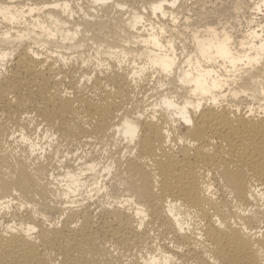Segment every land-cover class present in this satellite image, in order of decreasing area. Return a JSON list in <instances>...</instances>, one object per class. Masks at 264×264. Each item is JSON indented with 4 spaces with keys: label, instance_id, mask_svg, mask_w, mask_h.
Here are the masks:
<instances>
[{
    "label": "bare ground",
    "instance_id": "6f19581e",
    "mask_svg": "<svg viewBox=\"0 0 264 264\" xmlns=\"http://www.w3.org/2000/svg\"><path fill=\"white\" fill-rule=\"evenodd\" d=\"M33 1L31 4L36 6L62 2ZM68 2L77 13L70 20L60 9L50 7L27 19L31 22L39 16L51 27L54 21L47 20L51 15L70 26L62 31L79 25L81 35L74 42L64 43L60 36L37 40V30L32 41L48 45L40 60L27 53L31 41L0 45L3 50H16L8 75L0 77V201H15L10 210L0 211V264H138L134 259L137 251L151 250L156 243L170 252L173 249L169 244L183 247L184 251L177 254L181 264H211L213 259L219 264H264V116L247 117L243 108L240 112L206 108L196 118L194 128L181 126L174 130L173 142L178 137L186 141L175 149L164 144L162 129L167 121L163 115L156 122L144 119L138 121L142 136L136 155L122 156L127 145L117 143L110 131L117 123V113L122 119L142 111L145 97L155 84L146 80L138 90L134 89L126 74L117 71L115 61L105 53L109 48L121 47V41L132 35L124 19L128 12L116 5L126 4L128 10H139L152 0H112L95 12L89 10L93 6L91 0ZM189 2H181L184 15L190 10ZM77 4L90 19L80 14ZM0 5L12 6L9 0H0ZM24 5L25 2L15 0L16 7ZM13 27L25 30L3 22L0 34ZM234 35L239 39L241 33ZM57 51L74 59L65 66L59 56L51 55ZM97 52L101 61L111 64V72L97 71ZM85 60L89 61L87 67ZM93 73L91 84H80L84 76ZM262 81L264 66L244 76L240 87L259 93L264 86ZM65 92L71 95L66 96ZM240 103L247 106L251 101L242 98ZM32 121L57 137L50 150L45 148L43 160L39 154L30 157V146L18 143L16 133L23 130L41 148L44 143L49 144L38 136L31 138ZM188 140L195 141V146H189ZM87 146L103 148L106 161L96 162ZM109 162L115 166L111 175L103 171L111 166ZM89 165L98 167L88 171ZM78 170L87 173L82 179L89 187L99 182L106 191L93 200L85 197L86 203L78 201L77 208H65V201L58 196L63 190L54 186L50 177L69 171L75 174ZM209 172L217 190L215 200L206 197L201 189V184L208 182ZM255 188L260 190L250 191ZM129 194L146 205L150 213L142 232L134 227L135 209L129 212L131 206H118L117 202ZM168 198L182 201L181 214L193 217L192 233L180 234L166 215L164 203ZM110 203L111 209L107 207ZM21 204L32 207L21 210ZM213 217H219L226 227L218 228ZM12 222L37 226L38 243L22 235L4 236L3 225ZM49 223H59L60 227L49 228ZM245 228L256 239L247 235ZM197 231L203 233L204 240L197 239Z\"/></svg>",
    "mask_w": 264,
    "mask_h": 264
},
{
    "label": "clouds",
    "instance_id": "9594fccd",
    "mask_svg": "<svg viewBox=\"0 0 264 264\" xmlns=\"http://www.w3.org/2000/svg\"><path fill=\"white\" fill-rule=\"evenodd\" d=\"M110 2L112 0H91L93 6L89 10L95 12L97 7ZM181 2L182 0H152L139 10H128L126 4L116 5L117 8L128 12L124 19L132 35L121 41V47L109 48L105 55L109 60L115 61L116 70L126 74L127 80L134 89L138 90L146 80L149 84H155L152 92L145 97L146 104L142 111H137L133 116H124L122 119L120 118L121 113H117V123L110 131L114 133L117 143L122 142L127 145L122 153L124 157L136 155V146L142 136L141 125L138 121L144 119L156 122L163 115L167 121L162 129L164 144L175 149L177 145H183L186 141L183 137H178L176 142H173L174 130L181 126L194 128L196 118L206 108L216 111L229 108L236 112H240L243 108L247 117L264 116V86L261 87L259 93L240 87L244 76L264 66V0H251L253 7L249 10L250 18H240L238 10L234 21L236 27L232 26V22L191 27V13L184 15L180 11ZM9 4L12 6L0 5V27L3 22H6L13 26L18 25L25 30L17 31L15 27L5 30L0 34V45L9 41L19 44L31 41L32 46L27 48V53L36 60H40L48 45L32 41L37 30L40 32L37 40L43 38L54 40L60 36L62 42L72 43L81 35L79 25L74 30L62 31L70 26L51 15L47 17L48 21H54L51 27L39 16L34 17L31 22L27 19L50 7L60 9L63 15L70 20L77 13L72 10L68 0L41 6L32 5L31 0L23 7H16L15 0H9ZM77 7L86 19L91 18L79 4ZM53 29L56 30L53 31ZM237 32L241 33L239 39L234 35ZM98 47L103 49L104 45ZM138 47L142 50H128ZM15 55V49L0 48V77L8 75L10 62ZM51 55L59 56L60 62L65 66L74 59V57L59 55V51ZM99 56L100 53L97 52V71L103 69L111 72L113 70L111 64L101 61ZM88 63L89 61L85 60L84 66L87 67ZM94 76L95 73L92 76H84L80 84L83 85L85 81L91 84ZM65 95L70 96L71 92H65ZM242 98L251 101V104L245 106L240 103ZM16 135L20 138L18 143L30 146V157H36L39 154L40 160L44 159L45 148L50 150V145L57 141L56 135L46 133L44 139L48 140L49 144L41 148L39 144L33 143L25 136L23 130ZM12 138L15 139V136ZM187 143L194 147L196 142L188 140ZM109 164L111 166L105 167L103 171L111 175L115 166L111 162ZM87 167L88 171H95L98 165ZM86 174L85 171L78 170L75 174L69 171L62 176L50 177L55 181L54 186L58 185L63 190L58 192V196L65 201L63 205L65 208H77L80 206L78 201L86 203L85 197L93 200L100 192L106 191L99 182L89 187L88 182L82 179ZM101 175L103 176V173ZM211 176V172L207 173L208 182L201 184V189L206 197L215 200L217 190L214 182L211 181ZM259 190V188L250 189V191L257 192ZM261 199H264V196ZM13 203L15 201L7 203L0 201V211L10 210V205ZM117 203L121 208L131 206L128 208L129 212L135 209L133 212L136 221L134 227L136 231L142 232L151 218L146 205L138 203L136 198L130 194L122 202ZM181 205L182 201L168 198L164 203V211L173 220L180 234L192 233L193 217L182 215ZM19 207L23 210L25 207L31 208L32 206L21 204ZM107 207L111 209L113 204L110 203ZM240 214L247 215L248 213L241 212ZM213 219L218 228L226 227L219 217H213ZM48 226L49 228L60 227V224L49 223ZM73 227L77 225L74 224ZM244 232L252 239H256L255 235L249 233L246 228ZM38 233L39 228L33 224L25 225L15 222L3 225L2 231L6 237L22 235L26 240L36 243H38ZM196 235L198 240H204L202 232L197 231ZM261 237L264 238V233H261ZM168 247L173 251H165L158 243L153 244L151 250L145 248L137 251L134 259L138 261V264H181L177 254L184 251L183 247L174 244H169ZM211 264H219V262L213 259Z\"/></svg>",
    "mask_w": 264,
    "mask_h": 264
},
{
    "label": "rangeland",
    "instance_id": "374dc122",
    "mask_svg": "<svg viewBox=\"0 0 264 264\" xmlns=\"http://www.w3.org/2000/svg\"><path fill=\"white\" fill-rule=\"evenodd\" d=\"M21 1L25 2V4L29 2V0ZM32 2L34 1L31 0V3ZM189 3H191L190 10L185 14L188 15L189 12L191 13L192 24H194V27L229 22H232V26L236 27L234 21L237 18L238 10L240 18H250L251 14L249 10L253 7V5L248 4L247 0H190ZM210 12H214L215 14ZM235 34L239 35L240 32ZM30 126L31 138H36L38 136V138L42 139V142H45L46 140H43V138L46 134V129L43 125H39L37 122L32 121ZM44 145H46V143H44ZM86 149L93 152L92 155L96 162L103 163L106 161L103 148L98 146H87ZM80 151H82V149H80L79 152Z\"/></svg>",
    "mask_w": 264,
    "mask_h": 264
}]
</instances>
